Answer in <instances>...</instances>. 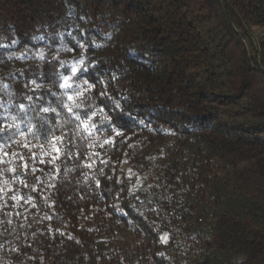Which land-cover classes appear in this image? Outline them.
I'll list each match as a JSON object with an SVG mask.
<instances>
[{
	"label": "trees",
	"instance_id": "16d2710c",
	"mask_svg": "<svg viewBox=\"0 0 264 264\" xmlns=\"http://www.w3.org/2000/svg\"><path fill=\"white\" fill-rule=\"evenodd\" d=\"M255 27L264 0H0V264H264Z\"/></svg>",
	"mask_w": 264,
	"mask_h": 264
},
{
	"label": "rangeland",
	"instance_id": "374dc122",
	"mask_svg": "<svg viewBox=\"0 0 264 264\" xmlns=\"http://www.w3.org/2000/svg\"><path fill=\"white\" fill-rule=\"evenodd\" d=\"M264 30L258 27L253 29L252 38H246L247 44L250 47L251 51L256 53L255 48H252L251 44L254 43L255 46H258L260 42L263 41ZM253 41V42H252Z\"/></svg>",
	"mask_w": 264,
	"mask_h": 264
},
{
	"label": "snow or ice",
	"instance_id": "6c2138e0",
	"mask_svg": "<svg viewBox=\"0 0 264 264\" xmlns=\"http://www.w3.org/2000/svg\"><path fill=\"white\" fill-rule=\"evenodd\" d=\"M73 72H75V69H73ZM61 87H65V88H71L72 87L71 84L68 83V78L67 77L65 78V81L61 85ZM76 95L77 96H80L81 93L79 91H77ZM29 99H31V97H29ZM68 100L69 101H72L73 100V97L72 96H68ZM20 107L23 108L24 105H20ZM76 107H80V105H76ZM43 111L48 112L49 109L48 108H44ZM53 111H55V110L53 109ZM68 111L71 112L72 111V108H69ZM57 151H59V149H57Z\"/></svg>",
	"mask_w": 264,
	"mask_h": 264
}]
</instances>
